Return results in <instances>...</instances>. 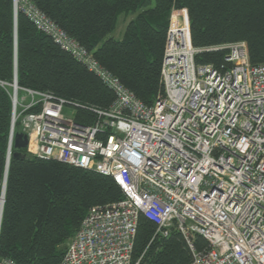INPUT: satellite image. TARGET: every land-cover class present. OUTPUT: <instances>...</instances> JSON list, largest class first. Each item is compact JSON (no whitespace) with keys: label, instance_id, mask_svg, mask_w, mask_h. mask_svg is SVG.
<instances>
[{"label":"built area","instance_id":"1","mask_svg":"<svg viewBox=\"0 0 264 264\" xmlns=\"http://www.w3.org/2000/svg\"><path fill=\"white\" fill-rule=\"evenodd\" d=\"M13 5L114 93L108 108H98L20 87L16 78L0 81L10 89V142L23 132L29 154L95 170L123 193L87 211L59 264H138L141 216L161 236L177 230L189 264H264V63L251 65L243 42L195 48L188 21L172 12L162 90L146 105L30 0ZM203 50H226L224 63L197 65ZM66 105L73 115L65 116ZM78 109L96 116L79 121ZM194 234L209 248L196 250Z\"/></svg>","mask_w":264,"mask_h":264},{"label":"trees","instance_id":"2","mask_svg":"<svg viewBox=\"0 0 264 264\" xmlns=\"http://www.w3.org/2000/svg\"><path fill=\"white\" fill-rule=\"evenodd\" d=\"M68 37L84 47L146 105L162 90L161 65L170 14L185 17L192 45L206 49L243 42L251 65L264 63V0H30ZM120 14L135 15L123 37L116 38ZM226 50L200 51L197 65L224 63ZM51 92L68 102L108 108L114 93L98 76L21 11L13 0H0V81ZM10 89L0 85V262L59 264L67 240L94 206L123 197L115 181L95 170L33 156L21 149L14 158L7 152L12 119ZM96 115L77 111L79 121ZM15 130L20 131L16 122ZM1 209V207H0ZM196 250L209 248L193 235ZM138 264H189L192 252L184 237L172 229L166 237L143 216L133 249Z\"/></svg>","mask_w":264,"mask_h":264},{"label":"water","instance_id":"3","mask_svg":"<svg viewBox=\"0 0 264 264\" xmlns=\"http://www.w3.org/2000/svg\"><path fill=\"white\" fill-rule=\"evenodd\" d=\"M27 145H28V138L26 134H24L23 132H16L13 139V146L16 149V151L13 153V157L20 158L22 156L20 150L25 149ZM1 211H2V207L0 210V218H1Z\"/></svg>","mask_w":264,"mask_h":264},{"label":"crops","instance_id":"4","mask_svg":"<svg viewBox=\"0 0 264 264\" xmlns=\"http://www.w3.org/2000/svg\"><path fill=\"white\" fill-rule=\"evenodd\" d=\"M135 15L133 14H120L119 17H118V23H117V27H116V30L117 31L120 27V21H122V24H123V27L121 28V30H118V34H113L118 37V39H121L123 37V34H124V31H125V28H126V25L127 23L134 17ZM122 19V20H121Z\"/></svg>","mask_w":264,"mask_h":264},{"label":"rangeland","instance_id":"5","mask_svg":"<svg viewBox=\"0 0 264 264\" xmlns=\"http://www.w3.org/2000/svg\"><path fill=\"white\" fill-rule=\"evenodd\" d=\"M122 20V19H121ZM123 27V24H122V21H120V27L118 30H121V28ZM115 31L113 34H118L119 31ZM115 36V35H114ZM118 37V36H116ZM75 108L73 106H69V105H66L63 109V113L65 114V116H70V115H73L72 114V111L74 110ZM28 152V151H27ZM29 153V152H28ZM87 213V212H86ZM86 215V214H85ZM84 215V216H85ZM79 229V228H78ZM77 232V231H76ZM76 232L74 233V235L72 237H70L68 240H67V243L69 241H71L73 239V237L75 236ZM133 263H136V262H133Z\"/></svg>","mask_w":264,"mask_h":264},{"label":"bare ground","instance_id":"6","mask_svg":"<svg viewBox=\"0 0 264 264\" xmlns=\"http://www.w3.org/2000/svg\"><path fill=\"white\" fill-rule=\"evenodd\" d=\"M12 147H13V142L9 141V145H8V152H7V162H6V166L8 167L9 165V162H10V159H11V154H12ZM3 201H4V197H2L1 199V206L2 207V204H3ZM1 210V209H0ZM2 212V211H1Z\"/></svg>","mask_w":264,"mask_h":264}]
</instances>
